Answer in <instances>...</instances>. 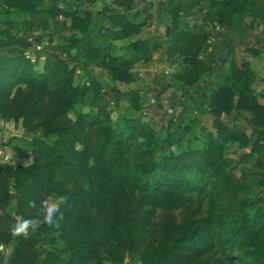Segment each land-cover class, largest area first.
I'll use <instances>...</instances> for the list:
<instances>
[{"label":"trees","instance_id":"1","mask_svg":"<svg viewBox=\"0 0 264 264\" xmlns=\"http://www.w3.org/2000/svg\"><path fill=\"white\" fill-rule=\"evenodd\" d=\"M156 1L149 0L147 18L152 17ZM203 2L206 0H197L201 6ZM115 3L128 10L133 6L132 0ZM41 4L42 0H3L1 8L9 16L33 20L42 14ZM181 4L182 0H167L166 12L178 10ZM206 4L204 21L213 22L215 30L218 26L233 29L231 17L235 14L257 18V0H208ZM181 13L172 17L176 24ZM106 16L119 31H108L111 36L104 37L110 44L107 49L96 46L90 37L78 54L83 62L79 70L98 66L106 69L115 83L130 84L135 81L132 62L111 54L112 42L140 34L146 21L136 24L124 14ZM73 21V26L85 33V20L73 17ZM166 37L167 57H184L186 68L176 75L177 80L187 87L195 86L201 76L212 71L203 54L212 43L209 33L181 30L175 25ZM3 42L0 40L1 48L7 46ZM161 46L137 39L131 48L135 52L146 49L150 55L151 49ZM248 51L258 55L255 49ZM230 57L231 77L209 96L215 134L209 133L201 148H184L193 123L180 124L172 117L156 132L143 113L128 117L124 127L115 129L105 91L89 83H76L78 69H69L62 58L52 63L39 57L34 62L24 51L13 50L11 56L0 52V113L8 120H22L29 131H44L32 143L31 164L0 169V207L16 201L18 219L9 223L7 236L0 217L2 241L15 244L13 262L37 264L45 255L42 264H87L99 262L106 249L116 261L123 262L128 256L137 258L138 264H264V210L258 202L240 198L245 188L233 175L242 159L264 153V97L261 101L255 94L250 64H239ZM41 61L44 65L40 68ZM142 92H131V110H143ZM47 99L50 112L41 105ZM87 105L91 110L78 113L72 126L60 125L69 112ZM232 112L236 118L242 112L250 114L249 134L221 120ZM234 144L244 150L238 155V163L226 156L228 146ZM52 196L65 200L59 226L41 224L35 230L29 226L26 232L17 233L23 220L40 218L41 201ZM195 196L209 206L205 217L179 220L173 215L191 206ZM32 201L36 207L29 206ZM249 208L255 209L254 213H249ZM159 210L167 214L160 221L154 244L146 235ZM10 226L15 228V235ZM54 233H60L61 238H54Z\"/></svg>","mask_w":264,"mask_h":264},{"label":"rangeland","instance_id":"2","mask_svg":"<svg viewBox=\"0 0 264 264\" xmlns=\"http://www.w3.org/2000/svg\"><path fill=\"white\" fill-rule=\"evenodd\" d=\"M133 6L130 10L119 7L115 3V0H96L94 3H90L88 0H42L40 8L43 10L42 14L33 20L25 16L16 15L9 16L6 14L3 8H1L3 0H0V31L2 35L0 40L4 41L3 45H7L4 48L0 44V52L11 56L13 50L24 51L25 55L38 61L39 57L42 59L47 58V61L52 63L58 60V57L62 58L69 69L76 68V83L85 84L89 83L92 86L101 87L107 96V100L110 102L109 112L112 117L113 127L120 129L124 125L126 116L128 117H140L143 113L147 114L146 121L150 124L154 131H161L172 117L176 118L179 123L183 124L193 123V130L186 136V143L183 144L184 148L191 146L192 148H201L206 143V137L209 133L215 134L213 126V117L208 111L209 96L214 91L223 87L226 83V79L231 77V69L229 68L230 54L227 56L229 62L226 67L225 61H222L223 54L221 50L210 51L213 46V41L209 48H206L203 52L205 56L206 65L212 69L209 73H205L201 76L199 82L195 86L187 87L184 83L177 80L175 77L178 73L183 71V56L176 55L174 59H170L162 51H156L153 53L152 60H146L147 55L141 58V63L137 65L134 73L137 77L138 87L141 89L155 90V95L148 96V100L145 104L146 108L142 111H133L127 109L122 102L123 91H128L125 85L115 83L109 72L101 67L89 65L84 70L82 67V58H78V54L86 47L90 37L93 39V43L96 46L106 48L110 47V44L105 41L104 37L111 36L108 31H119V27L109 19L106 15H127L128 20H131L136 24H145L141 28V33L135 35L122 45L124 47L119 49V52L111 50V54L114 56L121 55V57L130 58L132 56L133 48L132 44L136 39H150L151 45L154 43H160L161 45H168V39L166 32L171 31L176 25L181 30L191 29L195 33L205 31L209 33L212 39L220 38L218 32L214 28L213 22H205L204 18H200L198 11H200L201 5L197 4V0H185L178 7V10L172 9L170 13L166 12L167 0H157L154 4V8L150 14L152 17L147 18V6L149 0H132ZM208 1V0H207ZM204 4H202L203 6ZM201 6V7H202ZM207 9V4L204 6ZM181 13L180 22H173V16ZM73 17H78L85 20L82 24L86 25L85 33L73 26ZM239 32H233L231 29L226 28L224 32L229 35L232 34V39L236 41H242L248 36L247 29L250 28L249 24L241 21L238 22ZM234 26V25H233ZM235 29V28H234ZM180 31V30H179ZM223 32V31H222ZM236 35H234V34ZM224 34V35H225ZM87 38H84V36ZM239 35V38H237ZM227 36V35H226ZM237 36V37H236ZM225 42L226 40H224ZM24 39V43L19 41ZM11 44H6L8 42ZM257 39H252L251 44L253 47L257 45ZM224 44V43H223ZM226 46V45H225ZM216 50V49H215ZM237 48L232 50L231 55L237 60L239 64L246 61L244 56L237 57ZM240 50V49H238ZM135 52V51H134ZM251 58L252 55L247 56ZM254 58V57H253ZM144 60V63L142 62ZM262 64V63H261ZM44 61L39 63L38 67H42ZM216 65V67H215ZM221 67V69H220ZM228 68V70H227ZM215 71V73L213 72ZM167 72V74H166ZM212 72V73H211ZM177 87L179 88L178 94ZM25 89V86H21ZM146 91V90H145ZM258 92L260 90L257 89ZM14 91L12 98L15 96ZM27 93H29L27 91ZM264 93V90H263ZM263 95V94H262ZM92 94L88 96V103L91 102ZM156 97V98H155ZM258 97V95H257ZM261 97V98H260ZM262 97L259 94V98L262 101ZM151 99H156L154 103ZM167 101V103H165ZM41 105L47 112H50L48 105V99L43 100ZM43 109V108H42ZM88 105L85 107L79 106L75 111H71L68 115L61 119L60 125L72 126L78 117L80 112H89ZM172 111V112H170ZM198 112V115L196 113ZM96 113V111L92 110ZM235 112L223 115L221 120L229 127H235L240 132L249 134L250 126L247 123L250 114L242 112L239 118L235 117ZM127 117V118H128ZM44 131L42 129H34L32 131L27 130L22 123V120L16 122L13 119H5L0 113V169L3 167L11 168L16 165L27 166L32 163L31 148L32 143L36 138H41ZM78 148H82L81 144H78ZM243 149H240L237 144L229 145L226 150V156L231 157L238 163V155H243ZM258 161L261 165L258 166ZM264 153L257 154L256 156H249L242 159L236 169L233 170V175L236 180L244 185V193L240 198L247 201H256L260 208L264 210V187L262 183L264 181ZM10 194H14V190H10ZM2 194V193H1ZM54 200L64 203V198L52 196ZM16 201L13 200L12 206L0 207V217H3L4 225L3 230L6 229L9 223L17 218V212L15 209ZM208 204L199 196L194 197V202L186 209H181L173 213L179 220L193 218L195 220L201 219L208 214ZM255 209L249 208V213H254ZM166 211H157L152 222V229L146 235L150 242L156 243L158 238V231L160 221L166 215ZM18 219V218H17ZM10 232L15 235V228L10 226ZM53 237L56 239L61 238L60 233H54ZM3 236H0V264H16L13 262L14 243L13 241H2ZM60 242V241H59ZM62 244V243H60ZM45 255L40 257L42 264ZM137 260V258H136ZM135 259L132 260L126 256L124 261H116L113 257L108 255L106 249L102 250L101 260L99 262L92 261L87 264H138ZM19 264V263H18ZM52 264H67L65 262H56Z\"/></svg>","mask_w":264,"mask_h":264},{"label":"crops","instance_id":"3","mask_svg":"<svg viewBox=\"0 0 264 264\" xmlns=\"http://www.w3.org/2000/svg\"><path fill=\"white\" fill-rule=\"evenodd\" d=\"M205 3H208V1L206 0V2H203L202 4H204V5L202 7H200V11H198V15H200V18H202V20H203V18L205 17V15L207 13V9L204 7ZM201 9H203V12H201ZM231 21H232V23L234 25L233 27L235 29L234 28L233 29L232 28H228V29H231L233 32L234 31H235V33L239 32L238 31L239 30V25H237V23L241 22V21H244V22L248 23L249 26H250V28L247 29V33L248 32L249 33L252 32V33L248 34L247 37L244 36L245 37V38H243L244 40L236 41L235 39L231 38L232 34L229 35L228 33H226V34L224 33V32H226L225 31L226 28L222 29L221 27L218 26L216 28V32H218L220 38L217 39V38L214 37V39H212L213 46L210 48V51H213V52L215 51L216 52L218 50H221L222 53L225 54L222 57V61H225L224 64H226L225 66L228 67L227 64L229 62V58L227 56L230 54V52H232V50H234V48H237V50H236L237 57L244 56L246 58L245 62H248L250 64L251 69H252V71L254 73L255 82H254V85H253V89L255 91L256 96L258 95V97H259V94H260V96H263L264 95V93H263V90H264V0H257V18H254V17H251V16H245V15H241V14H235V15H233L231 17ZM253 22H254V26L252 27V23ZM234 35H236V34H234ZM237 36L236 37L239 38V35H237ZM222 37H224V40H226L225 42H223V38ZM150 39L151 38H148V39H145V40H149L150 41ZM252 39H255V40L257 39L258 42L256 44L257 45L256 47H253V45L251 44V40ZM129 40H131V39H129ZM126 41H127V39L120 40V41H113L111 50H115V51L119 52V49L125 46V45H122V42L125 43ZM238 49H240V50H238ZM248 49L257 50L258 55L255 56L251 51H248ZM156 51H162V55L165 53L166 56H167L168 48H167L166 45H162L161 48H159V49H156V50L151 49V54L150 55H149V53L146 52V49H142V50L137 51V52L132 51V53H131L132 56H131V59L130 58L129 59L131 60L132 65H133V68H132L131 72H132V74L135 77V81L130 83V84H122V83H120L122 85H125L127 88H130V90H128V91H123V93L127 92V95L122 97V99H123L122 102H124L123 104H124L125 107H127V109L130 108L129 111L131 110V107H132V104H131V92L133 90H142L143 91L140 105L144 109L146 108V106H145L146 102L148 100H150L148 96H150V95L152 96V94L155 95V92H156L155 90L150 89L149 91H147V89H145L146 90L145 91L144 89H141V88L138 87L139 83L137 82V77H136V75L134 73V70L137 67V65L139 63H141V62H139V61H141V58L143 59V57L147 55L148 57H147L146 60H152L154 58L152 55ZM250 54L252 55V57L248 58L247 56L248 55L250 56ZM118 56H121V55H118ZM142 62L144 63V60H142ZM230 65H231V62L229 63V68H230ZM215 67H216V65H215ZM185 68H186V66L183 63V70ZM220 69H221V67H220ZM227 70H228V68H227ZM166 74H167V72H166ZM227 80H228V78L226 79V82H227ZM177 89L178 90H177L176 94H178V92H179V88L178 87H177ZM257 89L260 90V92H258ZM155 100L156 99H154V100L151 99V102L154 103V102H156ZM165 103H167V101H165ZM170 112H172V111H170ZM196 113L198 115L197 111H196ZM127 117L128 116H126V119H127ZM125 120H124V125L122 127L125 126Z\"/></svg>","mask_w":264,"mask_h":264},{"label":"clouds","instance_id":"4","mask_svg":"<svg viewBox=\"0 0 264 264\" xmlns=\"http://www.w3.org/2000/svg\"><path fill=\"white\" fill-rule=\"evenodd\" d=\"M30 207H36L35 202L29 203ZM39 219H26L18 224L16 232H26L29 226L35 230L41 224H46L49 227H58L59 222L63 219V212L61 211V203L52 198H45L41 201L39 209Z\"/></svg>","mask_w":264,"mask_h":264}]
</instances>
